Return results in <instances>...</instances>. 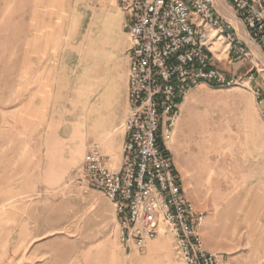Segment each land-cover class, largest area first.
Masks as SVG:
<instances>
[{"label":"rangeland","instance_id":"1","mask_svg":"<svg viewBox=\"0 0 264 264\" xmlns=\"http://www.w3.org/2000/svg\"><path fill=\"white\" fill-rule=\"evenodd\" d=\"M59 2L70 26L61 49L65 47L67 58L70 36L75 50L68 68L63 67L67 59L61 60L60 75L52 84L48 122L43 134L37 135L23 131L20 123L21 27L35 18L37 0H0V264H45L51 245L62 255L56 264H185L168 231L142 249L125 248L111 201L106 199L111 209L99 218L83 199L89 192L78 184L82 165L75 171L80 159L71 151L69 137L78 131L83 114L87 69L93 76L104 75L105 57L82 44L95 11L99 19L94 0ZM215 50L219 51L217 45ZM246 61H240L235 71L229 62L214 63L243 76L251 67ZM251 93L242 86L201 84L192 89L180 103L169 143L176 166L189 168L187 176L181 173L185 193L202 214L197 231L204 248L216 255L217 264H264V246L258 243L264 233L262 238L256 234L248 239L244 221L248 215L249 223H257L264 212L260 143L264 144L251 123L255 115ZM52 119L57 134L53 140L46 137ZM75 240L82 249L106 245L113 252L107 257L95 252L93 259L82 253L81 261L75 262L77 253L59 252L65 245L73 248Z\"/></svg>","mask_w":264,"mask_h":264},{"label":"built area","instance_id":"2","mask_svg":"<svg viewBox=\"0 0 264 264\" xmlns=\"http://www.w3.org/2000/svg\"><path fill=\"white\" fill-rule=\"evenodd\" d=\"M129 37L128 113L119 166L97 143L78 184L101 191L120 218L125 248L168 231L185 264H217L197 231L202 214L186 197L169 143L186 94L201 84L248 88L264 118V0H119ZM220 42L243 75L213 62Z\"/></svg>","mask_w":264,"mask_h":264},{"label":"crops","instance_id":"3","mask_svg":"<svg viewBox=\"0 0 264 264\" xmlns=\"http://www.w3.org/2000/svg\"><path fill=\"white\" fill-rule=\"evenodd\" d=\"M94 2L97 6L99 19L96 21L97 14L95 11L96 17L87 26L82 44H88V49L92 53L105 57V60H103L105 74L93 76L92 70L90 68L87 69L88 82L85 86L86 99L83 104V114L79 118L78 131L70 134L69 137L71 151L78 155L80 159V164L75 171L81 167L85 154L94 143L99 145L102 153L111 157L113 165H120L122 145L125 140L123 123L129 107L127 86L128 49L130 43L128 34L123 28L125 17L120 9L119 0H94ZM63 5H65V2H63ZM64 11L66 12L64 8L61 10L59 0H42V4H40V0H37L35 18L26 21L25 25L21 27L20 123L21 129L26 133L30 130L31 134H43L41 132L42 127L45 122H48V110L51 107L52 84H54L56 76L59 77L60 75L61 60L65 61L67 59V65L64 63L63 67L68 68L70 66L69 57L75 50L70 44V36H68L67 41V50L69 51L67 58L64 56L65 47L61 49V45L64 44L65 29L70 28L69 15H64ZM67 11L70 12L69 9ZM216 45L219 51L215 50ZM222 46L220 42H216L213 46V62L214 60L221 64L229 62V67H233L235 71L238 69L240 61L234 62L230 60L229 53L222 51ZM62 53L63 58L61 57ZM246 62L249 64V61ZM233 69H230V71ZM250 102L252 112H255V115L250 117L251 123L258 129V139L263 141L264 144V118L259 114L254 97H252ZM48 128L46 137L53 140L57 135L54 119L49 121ZM260 149L264 150L262 142L260 143ZM260 152L264 154V151L261 150ZM173 163L180 175L184 189L182 174L187 176L189 168L186 165L177 167L174 160ZM88 192L89 195L83 199L93 206L92 215L102 218V215L111 209L110 203L106 200L108 198L98 190L91 189ZM246 219H249L248 215H245L244 220L249 227L248 239L256 234H259L262 238L261 235L264 233V212L257 223H249ZM263 241L258 242L260 246H264ZM44 246L42 245V248ZM73 246V248H66L65 245L59 252H62L63 255L66 253H77L74 259L75 262L81 261L82 253H86L85 257L93 259L95 252L102 253L104 257H107L108 253L113 252V249L106 245H89L87 249H82L76 240ZM39 251L37 249V252ZM47 251L49 259L45 264H56L58 259L62 257V255L56 253V247L53 245L49 246ZM100 254L96 258H100ZM37 255L35 258H37ZM45 255L47 257V253ZM42 258L45 257L42 256Z\"/></svg>","mask_w":264,"mask_h":264},{"label":"trees","instance_id":"4","mask_svg":"<svg viewBox=\"0 0 264 264\" xmlns=\"http://www.w3.org/2000/svg\"><path fill=\"white\" fill-rule=\"evenodd\" d=\"M213 87H215L214 85H212Z\"/></svg>","mask_w":264,"mask_h":264}]
</instances>
